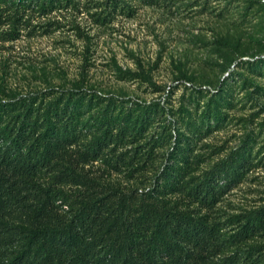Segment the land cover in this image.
<instances>
[{"label":"trees","instance_id":"16d2710c","mask_svg":"<svg viewBox=\"0 0 264 264\" xmlns=\"http://www.w3.org/2000/svg\"><path fill=\"white\" fill-rule=\"evenodd\" d=\"M59 2L0 0V41L19 37L23 8L45 14ZM201 89L210 93L204 114L219 121V91ZM159 109L158 101L120 99L83 81L0 97V264H264V204L226 222L190 207L211 208L240 180L248 164L240 149L218 162L217 172L162 187V178L174 177L170 162L180 147L170 118L153 181L125 189L90 168L101 162L120 172L132 164L128 146ZM213 172L226 176L221 185Z\"/></svg>","mask_w":264,"mask_h":264},{"label":"rangeland","instance_id":"374dc122","mask_svg":"<svg viewBox=\"0 0 264 264\" xmlns=\"http://www.w3.org/2000/svg\"><path fill=\"white\" fill-rule=\"evenodd\" d=\"M56 6L45 14L23 8L27 22L19 37L0 41V97L83 81L120 99L158 101L163 111L128 146L132 164L120 172L89 165L103 181L125 189L153 181L172 118L180 147L170 162L174 177L162 178V187L217 172V163L240 149L248 155L240 180L211 208L190 207L226 222L264 204V0H60ZM198 87L219 91V121L204 114L210 93ZM131 169L139 172L131 177ZM215 172L210 178L221 185L226 176ZM166 196L182 200L175 192Z\"/></svg>","mask_w":264,"mask_h":264}]
</instances>
